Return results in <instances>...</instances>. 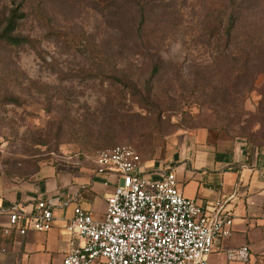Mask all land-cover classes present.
Masks as SVG:
<instances>
[{"label":"rangeland","instance_id":"374dc122","mask_svg":"<svg viewBox=\"0 0 264 264\" xmlns=\"http://www.w3.org/2000/svg\"><path fill=\"white\" fill-rule=\"evenodd\" d=\"M13 9L26 40L0 41L8 176L92 167L118 144L148 158L175 133L264 146V0H0L1 23Z\"/></svg>","mask_w":264,"mask_h":264},{"label":"crops","instance_id":"0c3cea01","mask_svg":"<svg viewBox=\"0 0 264 264\" xmlns=\"http://www.w3.org/2000/svg\"><path fill=\"white\" fill-rule=\"evenodd\" d=\"M140 158L137 171L148 180H157L162 171L172 170L185 197L201 205L223 203L231 214V233L216 242L209 256L212 264L224 262L227 248L242 245L250 249L249 264H262L264 146L235 143L227 147L210 135L175 133L156 140L153 156ZM117 183L114 175L97 174L96 164L41 166L27 179L12 178L0 170V208L13 203L31 205L37 199H52L57 204L52 224L44 232L4 235L7 217L0 214V264H62L70 247L64 227L74 205L100 218L105 198ZM62 201L69 203L61 206Z\"/></svg>","mask_w":264,"mask_h":264},{"label":"built area","instance_id":"2783aa9c","mask_svg":"<svg viewBox=\"0 0 264 264\" xmlns=\"http://www.w3.org/2000/svg\"><path fill=\"white\" fill-rule=\"evenodd\" d=\"M140 162L130 144L98 152L96 173L114 175L118 183L106 196L100 218L74 205L64 227L70 247L62 264H212L209 256L216 242L231 233V214L223 203L201 205L185 197L172 170L148 180L137 171ZM56 206L52 199H37L31 205L0 208L7 217L2 233L47 231ZM224 257L217 264H249L251 252L242 245L227 248Z\"/></svg>","mask_w":264,"mask_h":264},{"label":"trees","instance_id":"16d2710c","mask_svg":"<svg viewBox=\"0 0 264 264\" xmlns=\"http://www.w3.org/2000/svg\"><path fill=\"white\" fill-rule=\"evenodd\" d=\"M21 16H22L21 14H18L17 11L15 9H13V10H11L9 16L4 18V21L2 23L0 22V41L4 42L6 44L14 45V46H20V45H22V43L25 42L26 38L21 37V36H17V35H13V32L16 30V27H17V19L20 18ZM49 35H52L61 41H66L69 39L67 37V35H65L64 33H61V32L49 31ZM118 81L120 84H122L125 87H130V88L137 90L135 85H133L130 82V80H128L124 76H122V78L119 79ZM146 95H149L148 90H147ZM253 146L257 147V148L260 147V146H256V145H253Z\"/></svg>","mask_w":264,"mask_h":264}]
</instances>
